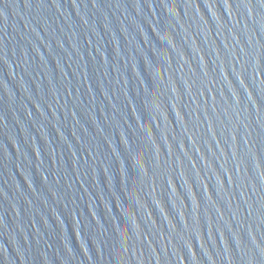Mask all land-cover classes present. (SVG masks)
I'll list each match as a JSON object with an SVG mask.
<instances>
[{"label":"water","instance_id":"water-1","mask_svg":"<svg viewBox=\"0 0 264 264\" xmlns=\"http://www.w3.org/2000/svg\"><path fill=\"white\" fill-rule=\"evenodd\" d=\"M0 264H264V0H0Z\"/></svg>","mask_w":264,"mask_h":264}]
</instances>
